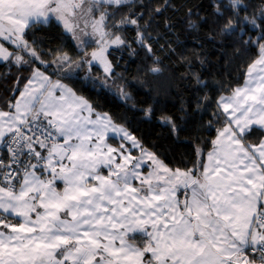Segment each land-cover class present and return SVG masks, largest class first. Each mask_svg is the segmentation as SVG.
I'll return each instance as SVG.
<instances>
[{"label":"snow or ice","instance_id":"1","mask_svg":"<svg viewBox=\"0 0 264 264\" xmlns=\"http://www.w3.org/2000/svg\"><path fill=\"white\" fill-rule=\"evenodd\" d=\"M0 81V264H264V0H0Z\"/></svg>","mask_w":264,"mask_h":264},{"label":"trees","instance_id":"2","mask_svg":"<svg viewBox=\"0 0 264 264\" xmlns=\"http://www.w3.org/2000/svg\"><path fill=\"white\" fill-rule=\"evenodd\" d=\"M193 3H199L200 0H192ZM205 2H207V0H205ZM184 37H181V40H183ZM193 47V43L191 38L188 39L187 43H186V50H189ZM211 47V46H209ZM208 59L215 62L216 60V54H210L208 56ZM221 63H223V61H221ZM121 64H123V61L121 62ZM131 71L134 73L135 72V68L136 65L132 64L130 66ZM205 68L207 69V71L205 72V78L206 79H211V73H214L216 71V67L213 65H205ZM121 69H118V71H120ZM184 69L183 68H179L177 69V74H179L180 72H183ZM171 72V69L169 70V73ZM166 73V76L169 74ZM233 73L235 74V70H233ZM3 84V81H0V85ZM175 90V89H174ZM3 92V88L0 87V93ZM153 96L157 97L159 100V104L157 105L158 111H157V115L159 116L160 114V110L163 109H168V110H172L173 109V103L175 101V95H174V91L173 93H165L162 89L161 90H154L153 91ZM93 98L97 99V97H95V95L93 94ZM139 98V97H138ZM111 101V98H100V103L102 105H104L103 110L104 111H108L109 107L111 106L113 109L117 108V105L113 102L111 103V105L109 103H106L105 101ZM133 130L135 132V134L139 137H142L145 141V143L148 146L151 145H155L156 149L158 152L163 153L164 156H162V158H164L165 156L167 157L168 160H177L180 159L181 153L185 151V149L187 148V145L185 144H173L172 140L170 138L167 137L166 134V129L161 126L157 121H153L151 123L149 122H144V123H138V122H134L133 123Z\"/></svg>","mask_w":264,"mask_h":264}]
</instances>
